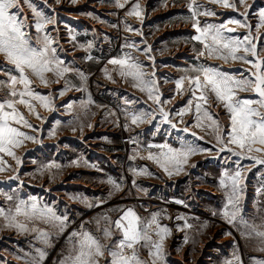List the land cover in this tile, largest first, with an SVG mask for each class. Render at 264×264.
<instances>
[{"label":"rangeland","instance_id":"374dc122","mask_svg":"<svg viewBox=\"0 0 264 264\" xmlns=\"http://www.w3.org/2000/svg\"><path fill=\"white\" fill-rule=\"evenodd\" d=\"M31 2L45 15L55 19V24L47 25L46 31L57 42L54 46L57 48L58 56L66 54L63 49L64 42H69L76 48L79 43L86 50L90 49L87 48L89 43L94 47V42H106V44L111 43L112 49L104 51V54L122 56L130 54L131 57L141 62L143 70L149 71L151 75L169 71L178 74V76H194L196 73L190 70L194 66L203 64L237 78L248 76L246 70L250 68V65L240 61L225 62L215 57H209L207 52L205 56L198 58L203 46L193 39L199 33L193 27L191 9L189 8L191 0H76V3H73L72 0H60L59 3L56 0H31ZM119 3H123L125 6L121 8L118 6ZM135 3H139L141 6L142 15L139 17L128 15ZM196 3L204 6L201 11L207 9L216 13L214 16H199L202 28L207 24H225L229 20H239L241 23L246 22L251 25L250 38L253 39L258 50L261 51V55L264 56V27L258 28L261 23L260 13L264 11V0H245V3H241L240 0H229V5H231L229 7H224L221 3H211L210 0H196ZM21 5L22 14L28 17L29 22L33 23V27L28 31L35 39L37 33L32 11L27 6L28 0H21ZM128 26H131L134 31H128ZM227 26L235 28L236 31L226 33V35L242 38L249 32V28L246 27L235 24ZM73 36L75 40L72 39ZM126 45H134V47H126ZM149 46L151 50L146 51ZM104 69L100 65L97 66L96 71L90 70L86 74L87 79L92 82L96 76L104 73ZM48 75L52 79L51 74ZM171 77L166 76L165 83L171 81ZM3 79H6V75L3 68V57H0V80ZM151 79H154L153 76ZM36 85L42 86L39 81H36L33 87ZM197 94L199 95V93ZM239 95L253 97V94L248 92H241ZM4 96H6V91H0V97ZM33 103L37 104L36 101ZM209 104L212 105L209 111L218 114L221 127L225 128L229 123V116L225 109L223 106L217 107L215 99L212 98H209ZM20 110L25 113L26 118L35 129L22 128L23 131L34 136L35 140L39 135L45 134L43 129L39 128L41 121H38L34 114L29 113L23 106ZM205 122L204 127L195 126V128L200 132H205L207 126ZM118 129L119 127L117 132H119ZM211 135L214 138L215 149L218 151L219 145L215 136ZM33 142L24 140L22 146L13 149L15 158L6 153H0V208L6 212L9 210L14 212L20 201H25L29 205L35 201L41 208L44 206L52 208L57 216H66L67 227L63 232H60L57 222L45 223L39 220H27L20 216L18 220L30 229L24 232L15 227H8L7 221L0 217V264H32L33 259L37 261V264H61L72 246L69 237L74 231H88L99 238L102 243L109 245L120 239V232L115 230L112 224L115 214L122 209L121 205H115L118 199H114L113 196L117 193L111 192V195L108 193L105 200H99L96 190L78 184V182L89 181L93 186L96 185L100 181V177H97L96 173L86 174L74 169V166L63 171L61 160L54 161V164L60 167H49L52 163L45 155L38 158L31 157L30 150L36 146V143ZM17 158L20 163H17ZM70 164L72 165L71 161ZM65 182H70V184L64 185ZM154 194L156 200L152 203L163 204L169 209L161 208L160 217L162 220L166 218L176 220L178 209H180L183 213H193L199 217L201 223L203 222L201 226H198L197 231L191 232L179 223H171L172 221L169 224L160 223L169 228L171 232L164 240V258L162 261L157 260L156 264H214L215 260H219V256L212 255L214 253L217 255L218 252L215 251L219 249L216 246H221L223 239V241L235 240L240 251H244L245 248L242 246L244 241L240 239L235 229L221 216L214 215L211 209L207 212L195 213V210L191 212V209H186V206L171 203V201L164 202L166 197L162 192ZM128 195L129 200L130 198L134 199L139 210L148 206L147 201L150 195L145 197L131 192ZM142 216L146 219L151 218L146 214ZM105 217H109L110 220H105ZM33 228L47 232L49 234L48 242L45 243L42 238H39V232L31 231ZM105 228L112 229L111 239L104 238L103 230ZM224 229H226V233L222 234ZM193 235H197V238H192ZM74 240L75 238H73ZM153 240H158L154 234ZM252 242L259 243L264 247V242L260 240L255 239ZM255 247L253 249L257 252L259 246L255 245ZM37 249L45 253L42 260L39 258ZM250 251H252L251 246H247V253ZM139 252L142 259L151 261L148 249L141 247ZM240 257L243 264L254 263L251 259L252 256L248 254L244 257L242 253ZM260 257L264 258V256ZM101 264H104L103 260Z\"/></svg>","mask_w":264,"mask_h":264},{"label":"snow or ice","instance_id":"6c2138e0","mask_svg":"<svg viewBox=\"0 0 264 264\" xmlns=\"http://www.w3.org/2000/svg\"><path fill=\"white\" fill-rule=\"evenodd\" d=\"M56 2L59 3L60 0H56ZM72 2L76 3V0H72ZM210 2L221 3L224 7L231 6L229 0H210ZM240 2L245 3V0H240ZM27 6L31 9L34 18V27L37 33L35 39L28 31L33 27V23L29 22L26 15L22 14L21 0H0V57H3V68L6 75V79L0 80V91H6V96L0 97V153H6L14 158L13 149L22 146L24 140L35 141L34 136L28 135L22 130V128L35 129L26 118L25 113L20 110L21 106L38 119L41 117L36 111L34 101L39 102L45 109L52 110L50 96L36 91L33 87L34 83L39 81V84L48 87L51 83H59L62 78L73 71L77 72L82 81L86 82L87 80L84 73L67 66L57 55V48L54 46L57 42L46 31L47 25L55 24V19L38 10L31 0H28ZM118 6L123 8L125 5L119 3ZM203 7V5H198L196 0H191L189 4L193 27L199 33L193 39L203 46L198 58L205 56L207 52L209 57H215L225 62L240 61L250 65V68L246 70L248 76L237 78L217 68L202 64L194 66L190 70L196 75L182 78L177 82V87L178 89L182 88L185 80L188 81L192 96L197 100L194 126L204 127V122H208L207 127L215 136L219 152H228L236 157L252 160L255 164L264 165V56L261 55V51L258 50L253 39L250 38L251 25L246 22L229 20L225 24H207L202 28L199 16L216 15L214 11L207 9L201 11ZM128 15L141 16L140 4H133ZM260 19L261 23L258 28L264 27V11L260 13ZM228 24L249 28V32L242 38L226 35V33L236 31L235 28H229ZM127 30L134 31L131 26H128ZM72 39L75 40V37L73 36ZM81 47L84 46L81 45ZM91 47L92 45L89 43L87 48ZM126 47H134V45H126ZM150 50L149 46L146 51ZM88 59H92V57L89 56ZM108 63L116 66L113 71H117L119 76L125 79V82L131 78L133 87L147 92L148 98L155 103H161L160 94L156 89V81L145 78L148 74L143 71L141 62L131 57L130 54H125L109 60ZM104 72L109 80L113 79L107 68L104 69ZM48 74H51L52 79ZM154 75L155 73L152 74V76ZM154 89L156 90L154 91ZM67 90L68 88L65 87L60 95L63 96ZM77 90L82 89L77 88ZM241 92L252 93L253 97H241L239 95ZM209 98L215 99L216 106H223L228 114L229 123L225 128L221 127L218 114L209 111L212 107L209 104ZM88 102L92 103L90 96ZM191 104L190 100L189 106L177 113L181 117V123H183V116L192 110ZM68 107H71V104ZM160 114L164 123L170 124L173 128L177 127L169 119V113L162 107ZM152 118L150 113L145 112H131L126 116V119L130 120V124L135 126L150 122ZM188 130V127L183 129L185 132ZM192 135L195 136L196 133H192ZM135 142L133 139V143ZM148 148L159 150L157 153L148 151L146 158L154 161L169 176H172L174 172L179 174L183 171V166L188 164L190 157L210 151V149L195 147L186 141H181L179 148H173L168 144L149 145ZM135 158L136 156L132 157V159ZM17 163H20L18 158ZM54 166L60 167L59 165ZM49 167H53V165H49ZM132 171L134 174L147 173L146 168L132 169ZM243 172L244 169L237 167L233 173L225 170L221 175L218 187L224 191L226 200L221 214L227 223L235 224L238 221L244 228L251 230L249 233H242V235L247 236L255 233L264 241V230H262L264 229V220L259 225L249 223L241 214L240 202L243 199L245 179ZM135 182L133 179L132 183L135 184ZM108 183L112 184L116 191L122 190L121 184L112 178H109ZM177 203L183 202L177 201ZM89 206L91 207V205ZM213 214L215 215V213ZM20 216L27 220H39L45 223L57 222L60 232H63L67 227L66 216H57L52 208L47 206L41 208L35 201L30 205L25 201H20L14 212L12 210L6 212L0 208V217L7 221L8 227H15L24 232L29 231L26 224L18 220ZM158 216L159 213H153L150 219H144L131 208L123 211V214L112 222L114 229L118 230L121 235L120 239L111 245L102 243L99 238L88 231H74L69 237L72 246L61 264H101L102 260L104 264H156L157 260L162 261L164 258V240L171 232L169 228L159 223ZM177 219H181V217H177ZM105 220H110V218L105 217ZM185 227L191 228L192 225L185 223ZM31 231L39 232V238H42L45 243L48 242L49 234L47 232L38 228H33ZM103 234L105 239H111L113 231L105 228ZM153 234L158 237V240H153ZM73 238H75L74 241ZM141 247L148 249L151 261L142 259L139 252ZM37 251L42 260L45 253L39 249ZM257 251L264 252V247L258 248ZM251 259L254 264H264V259L255 257ZM234 261L235 264H243L239 255L234 256ZM32 264H37V261L33 259ZM225 264H233V260H226Z\"/></svg>","mask_w":264,"mask_h":264},{"label":"crops","instance_id":"0c3cea01","mask_svg":"<svg viewBox=\"0 0 264 264\" xmlns=\"http://www.w3.org/2000/svg\"><path fill=\"white\" fill-rule=\"evenodd\" d=\"M70 44L64 42L63 49L66 54L59 56L67 66L79 70L86 76L90 70L96 71L97 66L101 65L108 69L113 79L109 80L104 72L96 76L92 82L89 79L85 82L81 80L76 71H73L62 78L59 83H51L48 87L36 85L34 87L36 91L50 96L52 110L45 109L36 101V111L41 117L39 119L36 117V119L41 121L39 128L43 129L45 134L39 135L33 142L36 143V146L30 150L31 157L38 158L45 155L49 159L48 161L51 160L52 168L55 165L54 161L61 160L63 171L74 166V169L86 174L96 173L97 177H100V181L96 185L93 186L89 181L78 182V184L96 190L99 200H105L108 193H117L113 196L114 199H118L115 205H121L122 209L115 214L113 222L123 214V211L131 208L144 219L146 218L142 215L146 214L151 217L153 213H159L157 217L159 223L169 224L170 221L179 223L190 232L197 231L198 226L203 224L198 216L193 213H183L178 209L177 217H181V219L176 217V220L172 218L162 220L160 217L161 208H167L166 206L154 204L148 199V206L139 210L134 199L130 198L129 200L128 194L131 192L149 197L151 194L162 192L166 197L164 202L171 201V203L186 206V209H191V212L195 210V213L207 212L211 209L213 213L223 218L221 212L226 200L224 191L218 187V181L225 170L233 173L239 167L244 169L243 176L245 178L243 199L240 202L241 214L249 223L261 224V221L264 220V165L255 164L252 160L239 158L228 152L217 151L214 138L207 126L205 132H200L195 128L197 100L193 98L187 80L182 88L178 89L177 87L178 81L191 75L178 76V74L169 71V73L163 71L155 74L153 78L156 81V89H158L161 100V103L157 104L148 98L147 92L133 87L131 78L125 82V79L121 78L117 71H113L116 66L109 64V60L122 55L103 53L112 49L111 43L94 42V47L88 50L81 47L79 43L77 48ZM89 56L92 59H88ZM143 71L148 74L145 78L151 79V73L147 70ZM166 76H172V80L165 83ZM65 87L68 90L61 96L60 92ZM77 88L82 90H77ZM89 96L92 103L88 102ZM190 100L192 101V110L183 116V123H181V117L177 113L188 107ZM69 104L71 107H68ZM161 107L169 113V119L177 125L176 128L163 122L160 114ZM131 112L150 113L153 118L150 122L139 126L131 125L130 120L126 119L127 114ZM123 124L127 125L129 136L139 144V149L128 155L123 149L121 135L117 132V128ZM185 127L189 129L187 132L183 131ZM192 133H196V135L193 136ZM201 137L203 138L201 139ZM181 141L191 143L195 147L210 149V151L190 157L188 164L183 166V171L179 174L174 172L172 176L165 173L154 161L146 158L148 151L153 153L159 151L155 148L149 149V145L168 144L173 148H179ZM133 156L136 158L132 159ZM124 161L127 162L125 167H123ZM145 168L147 169L146 174H134L132 171V169ZM109 178L120 183L122 190L116 191L113 185L108 183ZM133 179L136 181L135 184L132 183ZM68 181L70 180L68 179ZM63 184H70V182ZM177 201L183 203H177ZM106 202L109 203L107 200ZM185 223L192 227H185ZM231 226L244 241L242 246L245 249L241 252L235 240L223 241V239L222 245L216 246L219 249L215 251L218 252L217 255H215L216 253L212 255L219 256V260H215L214 264H225L226 260L234 261V256H241L242 253L244 257L248 254L257 259H264L260 257L264 256V252H255L253 249L256 248L255 245L259 248L262 247L261 244L252 242L255 239L262 241L261 238L257 237L255 233L247 236L242 235V233H249L251 230L244 228L238 221ZM225 231L226 229L222 234L226 233ZM192 238L196 239L197 235H193ZM247 246H251L252 251L247 253Z\"/></svg>","mask_w":264,"mask_h":264},{"label":"built area","instance_id":"2783aa9c","mask_svg":"<svg viewBox=\"0 0 264 264\" xmlns=\"http://www.w3.org/2000/svg\"><path fill=\"white\" fill-rule=\"evenodd\" d=\"M118 130H119V133L121 135V142L123 145V149L127 155L129 153H132L133 151H136L139 149L138 142L135 140L136 142L133 143V138L129 136L127 128L124 124L120 125ZM126 159H127V157H126ZM126 163H127L126 161L123 162V167L126 166ZM155 198H156V195L152 194V195H150L149 200L155 202V200H156Z\"/></svg>","mask_w":264,"mask_h":264}]
</instances>
